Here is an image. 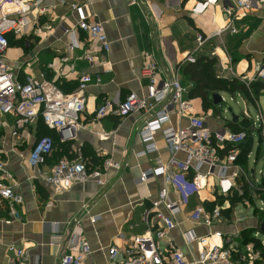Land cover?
I'll return each mask as SVG.
<instances>
[{
  "label": "crops",
  "instance_id": "crops-1",
  "mask_svg": "<svg viewBox=\"0 0 264 264\" xmlns=\"http://www.w3.org/2000/svg\"><path fill=\"white\" fill-rule=\"evenodd\" d=\"M144 1L159 4L162 14L149 19L147 8L133 4L132 0L48 1V9L40 16L39 24L22 36L28 44L38 40L36 50L26 56L31 63L17 67L16 61L24 56L25 48L9 47L6 58L23 80L28 74L38 80H52L65 93L78 87L79 76L84 73L99 75L102 81L86 88V108L80 115L76 136L71 140L61 141L58 132L48 128L40 119L28 125L21 131L20 137L15 138V116L7 114L1 117L0 151L14 173L16 191L22 194L24 203L18 207L20 218H14L8 203L0 200V264H10L14 258V253L8 250L10 245L26 249L27 258L23 264H60L62 255L67 251L68 235L76 228L83 231L93 248L82 264H111L108 254L111 245L119 247L121 259L134 236L150 229L144 215L165 180L157 177L147 183L137 181L144 169L158 165L157 158L167 161L170 149L162 134L157 132L155 142L158 150L141 154L145 143L139 130L152 114L150 112L137 111L126 117L112 113L102 118L96 115L97 108L106 100H122L131 92L147 94L149 79L142 75L146 52L153 53L161 78L178 75L181 83L189 89L190 113L203 115L207 125L213 129L222 126L224 118L219 116L212 122L214 107L210 105L205 109L201 97L189 96L194 82L182 71L188 63L187 55L194 53L196 56L217 57L216 71L220 77L236 78L246 85L247 82H259L254 81V64L256 61L264 63V3L239 14L235 21L237 32L225 31L214 35L197 49L199 33L211 35L226 25L224 8L233 5L234 0H217L201 13L193 12L196 3L201 0ZM72 3L80 4L91 20L105 25L111 41L109 51L102 50L100 44L82 30L78 31L79 47L70 49V38L65 29L74 27L80 16L79 11L71 8ZM9 51L14 54L8 56ZM87 52L96 57L94 63L82 58ZM65 57L68 60H63ZM262 92L264 82L261 86H254L249 95L239 90L231 92L240 95L245 105L243 115L239 116H244L246 111L253 118L249 102H253L258 111L263 110L258 99ZM222 98L224 101L223 95ZM186 123V118L176 114L171 117V124L175 127ZM48 133L54 137L56 147L40 167L43 176L51 175L61 158L83 157L91 170L103 169L104 162L110 159L115 166L107 169L106 184L102 186L91 179L67 183L64 188L56 189L44 178L36 176L38 174L29 165L27 155L36 139ZM246 142L243 148L245 146L246 152H253L252 139ZM178 157L184 158L185 154L180 152ZM246 162L244 156L243 163ZM171 197L176 198L172 189ZM203 199L209 201V205L214 201L209 188L193 195L182 213L175 216L178 226L159 240L162 249L166 251L169 243L174 242L188 260L197 257L198 244L187 243L183 233L189 229L201 235L208 233L204 225L187 220L188 213L202 204ZM242 201L229 208L228 215L224 212V223L213 228L223 231L224 239L240 247H243V231H250L256 237L264 213L259 212L256 203L249 204L250 207L245 205L248 202ZM94 217L97 219L92 221ZM239 217L242 218L238 220ZM149 219L152 224L156 222L153 214ZM76 220L80 221V226L76 225ZM211 241L218 239L211 237Z\"/></svg>",
  "mask_w": 264,
  "mask_h": 264
},
{
  "label": "built area",
  "instance_id": "built-area-1",
  "mask_svg": "<svg viewBox=\"0 0 264 264\" xmlns=\"http://www.w3.org/2000/svg\"><path fill=\"white\" fill-rule=\"evenodd\" d=\"M51 0H0V126L1 117L7 114L15 116V129L13 136L20 137L21 131L35 120L40 119L50 129L60 135L61 141H68L76 136L80 125V115L86 108V88L92 84H100L99 75L84 73L79 76L78 87L65 93L52 80H38L28 74L24 80L6 58L10 47V36L22 37L30 33L39 18L44 14ZM217 0H201L196 3L193 12L201 13L210 3ZM133 4L143 5L147 8L149 19L158 18L162 14L159 4L146 3L144 0H132ZM264 0H234V4L224 8L226 25L211 35L199 33L197 36V49L201 48L209 38L221 35L225 31L237 32L235 21L239 14L252 10L263 4ZM71 8L79 11L77 23L72 28L65 29L68 34L69 47H79L78 31H85L90 39L98 42L104 51H109L111 41L105 25L100 21L91 20L78 3H72ZM91 63L96 57L87 52L82 56ZM146 62L142 67V75L149 79L146 95L136 92L129 93L122 100H106L97 108V117L102 118L108 114L126 117L130 114L143 111L152 113L145 120L139 135L145 143L142 155L158 150L155 142L157 132L162 134L166 145L170 149V157L163 162L157 158L158 165L149 167L141 172L138 183H147L157 177H163L165 184L158 192L157 198L152 201L151 207L145 212L144 218L150 229L134 236L132 243L125 249L124 256L119 259L121 251L116 245L108 248L111 264H264L262 248L254 241L243 247L233 245L229 239H224L221 230H214L215 225H221L226 220L223 209L229 206L231 197H243V202L250 203L249 199L260 200L256 203L260 211H264V176L262 184L258 180V160L264 159V111L259 110L255 118L248 112L239 116L238 123L248 120L247 128L238 131L227 128L226 124L218 128H210L203 115L190 113L191 101L188 98L189 89L185 87L178 75L171 78H161L159 67L153 53H145ZM63 60H68L65 57ZM188 62H195L196 55H187ZM73 67V65H71ZM254 81L264 82V63L256 61L254 64ZM250 83L247 82L249 87ZM250 93H252L249 87ZM221 106V104H219ZM176 114L187 119L186 125L173 126L171 117ZM259 133L258 160L253 166L249 164L252 150L243 152V144L248 137L254 146V131ZM18 141V140H17ZM55 139L51 134L39 136L27 155L29 165L36 171L38 177L44 178L56 189H62L67 183L97 180L99 185H105L107 169L115 166L113 161L107 159L103 169L91 170L88 161L79 157L76 159L61 158L54 166L51 175L43 176L40 170L55 150ZM183 152L184 158L178 153ZM245 156L246 163L241 161ZM255 167L252 177L251 168ZM263 174V172H262ZM213 179V180H212ZM209 188L216 199L224 197V204L210 206L209 201L197 205L188 213L187 220L196 225L208 228L206 235L198 234L194 229L185 231L184 239L187 243L195 242L199 246L198 255L188 260L174 242H170L165 251L161 248L159 240L178 226L175 216L182 213L193 195ZM171 189L176 198L171 197ZM255 190L261 191L260 197ZM257 198V199H256ZM214 199V200H215ZM0 200L6 201L10 213L14 218H20L19 206L24 203L22 194L16 191L14 173L8 168V163L0 151ZM155 216L156 222H150V215ZM242 217L237 218L238 220ZM94 217L92 221H95ZM10 221V220H9ZM263 221V220H262ZM261 221V222H262ZM80 226V221L76 220ZM260 222V224H261ZM151 223V224H150ZM257 232H262L260 229ZM258 233L256 234V237ZM216 237L218 241H211ZM259 238V237H258ZM260 239V238H259ZM262 247L264 241L259 240ZM67 251L62 255L60 264H82L92 253L93 248L89 239L80 228L71 231L66 240ZM8 250L14 253L10 264H23L26 260V249L10 245Z\"/></svg>",
  "mask_w": 264,
  "mask_h": 264
},
{
  "label": "trees",
  "instance_id": "trees-1",
  "mask_svg": "<svg viewBox=\"0 0 264 264\" xmlns=\"http://www.w3.org/2000/svg\"><path fill=\"white\" fill-rule=\"evenodd\" d=\"M218 63L217 57H210V56H196L195 62H188L182 67V71L185 75H187L193 82L194 86L191 88L189 96L191 98L201 97L203 99V105L205 109H208L210 105H212V101H210V95H212L215 92L219 91H230L235 92L237 90L243 91L247 95L250 94L249 87L253 91L254 86L256 85H262L263 82L261 81L257 83H250L249 87L245 84L239 81L238 79H228L220 77L217 74L216 66ZM249 124V121L244 120L240 123H235L233 121L230 122V128L234 131L241 130L243 128H247ZM228 126V124H227ZM250 139V137L247 138V142ZM244 142V143H245ZM244 145V144H243ZM246 148L244 146L243 152H246ZM241 161H244V156L241 157ZM241 199H243L242 196L235 195L231 197L229 201V206L225 207L223 209V212L228 215L229 208L234 207ZM225 199L224 197L217 196V198L211 202L210 206H215L216 204H224ZM262 220H264V215L262 217ZM260 239L252 236L250 231H243L242 232V243L243 245L254 241L257 246H260L262 248V254L264 256V247L260 244Z\"/></svg>",
  "mask_w": 264,
  "mask_h": 264
},
{
  "label": "rangeland",
  "instance_id": "rangeland-1",
  "mask_svg": "<svg viewBox=\"0 0 264 264\" xmlns=\"http://www.w3.org/2000/svg\"><path fill=\"white\" fill-rule=\"evenodd\" d=\"M22 39H23L22 37L18 38L15 36L10 38V48H18V47L25 48L24 56H22L21 58H19L16 61L17 67H23L22 64L29 65L31 63L30 58H27L26 56L29 54L30 51L36 50V48H37L36 45L38 43L37 39L35 40L34 43H29V44L27 43V40H25V39L22 40ZM10 54H14V52L9 51L8 56ZM22 58H23V60H22ZM221 94L224 97V101L221 103V106H219V104L218 105H216L214 103L212 104V106L214 108H213V111L211 112V120H212V122H214L215 119H219V116H220L221 118H224L222 125L226 124V127L229 128L230 122L232 121V113H235L236 115H243V111L245 110V105L243 104L241 96L238 94H233L231 92H225V91L221 92ZM258 99H259L261 107L264 111V92H262L260 94ZM211 100H212V97H211ZM229 107L232 108V111L229 110ZM249 110H250V113L252 114L253 118L256 119V116L258 114V110L256 109L255 104L253 102H249ZM227 124H228V126H227ZM258 143H259V133L257 130H255L254 131L253 152H252L251 158L249 159V164L251 166H253L255 164V162L258 160ZM257 172H258V180L260 181V184H262V180H263L262 178L264 176V159L258 160ZM262 172H263V174H262ZM254 192H256L257 197H260V193L262 192V190L261 191L255 190ZM242 200L243 199H241L240 201H242ZM249 200H250L249 204H252V205L255 204V201H252V199H249ZM256 203L259 206L260 205L262 206V204H260L259 199L256 200ZM246 204H247V206H250L248 203H245V205ZM259 212H260V210H259ZM262 215H264V213H262ZM257 233H258L257 236L264 241V233L263 232H257Z\"/></svg>",
  "mask_w": 264,
  "mask_h": 264
},
{
  "label": "water",
  "instance_id": "water-1",
  "mask_svg": "<svg viewBox=\"0 0 264 264\" xmlns=\"http://www.w3.org/2000/svg\"><path fill=\"white\" fill-rule=\"evenodd\" d=\"M211 97H212V102H213L214 104H216V105L221 104V103L223 102L222 95H221L220 93H218V92L213 93V94L211 95ZM229 110L232 111V108L229 107ZM232 120H233L235 123L238 122V120H239V115H236L235 113H232ZM251 175H252V177H254V175H255V167H252V168H251ZM260 229H261V231L264 233V220H263V221L261 222V224H260Z\"/></svg>",
  "mask_w": 264,
  "mask_h": 264
}]
</instances>
